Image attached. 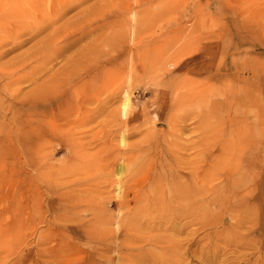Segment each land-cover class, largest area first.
I'll use <instances>...</instances> for the list:
<instances>
[{
  "label": "rangeland",
  "instance_id": "374dc122",
  "mask_svg": "<svg viewBox=\"0 0 264 264\" xmlns=\"http://www.w3.org/2000/svg\"><path fill=\"white\" fill-rule=\"evenodd\" d=\"M35 1L0 0V13L17 15ZM119 1L110 0L112 11ZM168 1L142 0L117 15L110 11L115 22L65 54H51L44 63L49 68L36 74L34 82L7 85L6 77H0L3 103L21 116L17 127L7 121L4 128L13 131L9 135L0 131V264H143L132 250L149 242H127V223L132 217L142 224L149 217L153 223H167L163 217L168 212L133 216L140 206L139 196L150 192L146 187L153 176L162 179L167 193L169 174L191 170L186 162L200 156L203 144L211 153L210 186L226 187L224 194L236 197L238 203L219 212L220 223L209 226L205 238L199 219L178 238L187 241L190 236L203 248L210 247V252L217 251L219 258L209 255L218 264H264V24L260 21L264 7L257 0H171L172 5ZM91 2L100 0L73 7L59 22ZM61 11L54 4L41 3L37 16ZM16 22L10 30L16 29ZM138 26L142 31L133 34ZM53 27L39 35L28 29L30 34L3 45L0 67L19 59L41 65L35 61V44ZM183 31L189 36L176 38ZM103 32L113 39L104 50L108 45L99 37ZM187 39L185 54L170 59ZM91 43L106 52L97 58L92 88L83 89L77 98L75 89H59L74 99L73 109L78 110L72 115L84 116L92 110L87 119L68 123L60 118L64 110L60 105L69 94L34 106L15 99L18 94L20 98L34 93L41 81L66 68L73 54ZM154 43L156 51H152ZM125 94L131 100L126 113ZM208 105L215 109L209 111ZM255 118L263 132L253 128ZM10 135L14 145L5 138ZM167 144L174 156L182 157L181 163L173 161ZM139 158L145 161L144 170L134 167ZM158 159H170L172 164L156 170L153 162ZM122 166L124 172L118 174ZM138 168L131 180L129 174ZM232 178L240 179L239 186L232 188ZM253 202L258 207L255 220L244 223L238 204ZM236 225L243 241L250 243L238 249L221 234L223 229L233 234ZM149 228L151 233H168ZM256 244L261 248L256 249ZM196 256L188 255V261L195 264Z\"/></svg>",
  "mask_w": 264,
  "mask_h": 264
},
{
  "label": "bare ground",
  "instance_id": "6f19581e",
  "mask_svg": "<svg viewBox=\"0 0 264 264\" xmlns=\"http://www.w3.org/2000/svg\"><path fill=\"white\" fill-rule=\"evenodd\" d=\"M2 1L3 3H12L22 0ZM89 1L91 0H36L35 4H32L28 9L22 11V13L17 12V15H14L12 11L0 13V48L9 42L15 41L16 38L28 32V29L34 28L36 34L39 35L40 33H43L42 30L44 28L50 25L54 26L46 36L44 35L39 38L35 44L37 46L36 52L34 53V56L36 57L35 61L41 62V65H32L30 63L32 61L19 59L18 61L12 62L7 66L0 67V77H6L7 85L22 80H29L31 82L38 80L36 74L45 72L49 68L44 63L47 59L49 60V58L52 57L51 54H55L56 56L65 54L66 51L74 47V45L80 40L91 37L93 33L102 30L107 24L115 22L116 19L113 16L117 15L118 12L125 11V9L131 8L135 4L139 5L142 0H120L115 4L113 11L109 7L110 0H100L98 4H96L97 2H91L87 5V7L81 8L78 12H76L74 16L66 18L61 23L59 22L73 7L81 6L83 3ZM152 1L156 2L157 0ZM170 1L171 0H169L168 3L169 5H172L174 2L172 3ZM256 2L264 7L263 1L257 0ZM41 3L44 5L54 4L55 9H60L62 11L60 14L52 13V15L47 17L42 16L40 19V17L37 16V12L39 11V6ZM168 3H166V5ZM110 11L114 15L110 16ZM13 17L16 18L15 20L11 21ZM33 17L36 18L34 21H32ZM16 20V29L10 30V28H14V22ZM260 21L261 24H264V19H261ZM258 26H260V23H258ZM139 27L140 26H138L133 31V34L138 35L142 31V28L139 29ZM2 32L4 35H2ZM28 33L30 34L31 32ZM186 35L189 36L188 33L183 31L181 34L176 36V38L180 39L186 37ZM99 37H102V40L106 39L104 45H108L103 46V50L104 47H109V43L111 44L113 41L112 36L106 34V32L101 33ZM133 41H136V39ZM90 45V48L86 47V49L78 52L77 54H73L74 56L71 57V61L67 63L66 68H62L60 72L53 74L50 79L41 81L34 93L23 95L20 98L18 94L15 96V99L25 103H32L34 106L36 103L39 105L48 104L51 97L57 100L62 99L64 95L69 94L64 89L65 87L76 90L74 96L75 98L80 95L79 93L83 89L85 90L90 89V87L92 88L93 80L98 69L97 66H99L97 58L99 56L106 55V52H99L98 44L94 46V44L91 43ZM189 45L190 41L188 39L185 40L170 54V59H172V57L185 54ZM156 50L157 46L154 43L152 51ZM3 54L4 52H0V57ZM146 54H148L147 50ZM175 63L176 61L174 64ZM61 86H64V88L59 90ZM70 97L71 96L69 94V97H66L63 103L60 105V107H63L64 109L62 110L63 113L61 114V117L59 114H57V116L66 122H68L70 119L73 121L77 118H81V120L87 119V115H89L92 110H87L84 116H82L80 113L72 115L78 109H73V104L75 101L72 99V97ZM3 102H5V100L0 95V131L2 130L3 135H9L11 128H4L8 127L6 125L7 121H9L10 125L14 124L17 127L19 125L17 121H19L21 116L17 110L15 111L9 108L7 109ZM130 103L131 100L129 94H125L122 104L125 113L127 112ZM207 107L209 108V111L210 109H215L212 105H208ZM10 112L11 115L8 116L7 113ZM201 114L204 119L206 117V112L203 110ZM261 115L263 119L262 123H264V112ZM253 121L255 123L253 128L257 130V132H259L258 130L260 129L263 132L261 121H258L256 118ZM1 138L3 137H0V146L2 145ZM5 138L9 141H12L13 135ZM18 139L19 138L17 137V141ZM12 144H15L14 140ZM169 145L170 144H167L165 147L170 149L173 161L176 163H181L180 159L182 157H179L177 154L174 156ZM165 147L163 146V148ZM202 147V152L200 153L199 157L186 162L188 165L187 168H191V170L188 172L181 171L178 174H169L170 182L167 186V193L165 189L166 187L161 186L164 184L162 179L159 176H153V174V177H150L146 187V190L149 189L150 192L143 193L139 196L138 206H140L138 211L135 212L133 216L139 215L141 213H146V215L152 216L153 214H160V211L168 212V215L163 217L165 221H168L167 223L162 221L159 223H153L151 217H149V219L143 224L139 220H136L135 217H132L127 223V242L132 241L135 244L145 240L149 242V245L143 244L139 247L134 246V249L132 250L134 255L140 257L143 264H161L166 262H169V264H192L191 261H188L187 256L191 255L193 258L196 256L193 254L196 253L195 251L197 250L200 251V255L196 256L195 264H211V262L218 264L215 259H212L209 255L210 253L213 254L214 257L219 258L217 251L210 252V247L208 249L205 247L203 248L199 245V242L196 238H193L192 240L189 236L187 237V241H185V238H178L182 232L188 230V227L192 225L191 223L195 219L202 221V238H205L209 235L207 233L209 226L216 227L220 223V221L217 220L219 212H221L223 209H230V206H233L234 203H238V199L236 197L230 196V194H224L223 189L226 187L223 186L222 189L219 185L210 186L211 182H208L207 179L210 174H214L211 170V167L208 165L210 162L211 153L209 154V152L205 150L206 146L204 144ZM161 154L163 155V151ZM218 159L220 158L218 157ZM240 160H243V156L240 157ZM153 164L156 170H160L161 167L164 165H171L172 162L170 159H158L155 160ZM239 166L240 165H236L235 167H237V169L245 170ZM134 167L143 168L144 170L145 161L142 158H139V163H135ZM139 168L134 169L133 172L129 174V178L131 180L134 176V173L137 172ZM123 172L124 167L122 166L118 169V174ZM229 173H233V170H230ZM237 176L240 177L241 175L239 174ZM239 182V178H232V188L234 186H239ZM133 186L134 189L137 191L139 190L138 192H140V188L135 187V185ZM127 192H129V190ZM168 195H170L169 198H167ZM238 208L244 213V215H242L243 218H241L244 223L253 222L255 220L256 209L258 208L256 202L245 204L239 203ZM149 209L154 210V212L149 214ZM185 218L186 220H184ZM215 222L216 224H214ZM149 227L158 231L164 230L168 233H151V229ZM235 227L236 230L233 234H230L227 229H223V232H226H222L221 234H225V239L229 241V243L234 244V247L237 249L242 245L246 246V243L249 245L250 243L248 241L246 243L243 241V236L240 235L241 232L238 229L239 226L236 225ZM133 228L136 229V232H140L141 234H137L135 232L133 233ZM216 230L217 229H215V231ZM197 244L198 247L192 249V246ZM254 247L256 249H260L261 245L256 244ZM204 250L205 252H203Z\"/></svg>",
  "mask_w": 264,
  "mask_h": 264
}]
</instances>
